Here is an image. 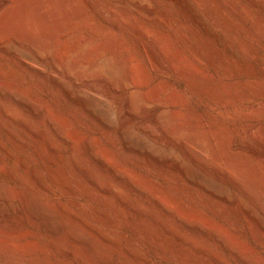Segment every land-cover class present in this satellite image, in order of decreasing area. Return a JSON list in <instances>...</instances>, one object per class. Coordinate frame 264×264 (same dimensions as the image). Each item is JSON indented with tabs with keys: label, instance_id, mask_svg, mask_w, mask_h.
<instances>
[{
	"label": "rangeland",
	"instance_id": "374dc122",
	"mask_svg": "<svg viewBox=\"0 0 264 264\" xmlns=\"http://www.w3.org/2000/svg\"><path fill=\"white\" fill-rule=\"evenodd\" d=\"M139 1L145 10H151L153 14L148 15L144 10L136 11L126 3L116 29L111 25L113 22L117 23L116 14L121 12L117 4H111L113 13L103 17L110 24L104 23L94 11L95 8L85 0H8L0 9V46L6 50L14 51V43L17 41L22 45L23 51L31 53L36 42L44 43L49 35L55 36V42L52 41L55 44L43 51V63L33 58L25 60L28 68L44 76L42 81L29 76L9 58L0 57V213L2 211L8 216V220L0 218V264H91L94 261L96 264L94 247L86 245L88 242L80 247L70 241L66 233L68 227L64 224L66 221L75 224L85 239L91 242L104 240L108 247L105 256L107 264H240L237 259L239 255L250 264H264V239L253 238L236 213L211 201L201 189L187 187L164 165H153L148 160L141 161L121 152L114 138V132L117 131L114 125L118 124L119 105L132 95L116 94L105 88H102L104 91L100 88L97 92L88 89L83 92L66 84L75 97L89 93L88 96L101 108L103 119L112 128L111 133H105L63 100L51 86L53 79L61 80V77L53 72L52 59L48 53L51 51L52 54L60 55L63 47H67L68 53L65 56L70 57L60 55L61 61L57 62V65L63 62L66 66L67 59L74 56V46L83 38L90 39V52L87 51L86 61L94 58L96 48L101 49L112 63L128 59L124 66L131 67L135 72L133 79L137 80L134 79L133 82L137 84L138 81V98L142 100L141 108L139 106L137 109L140 111L136 110L134 118L127 121V127L135 138L152 146L145 132L148 129H151L150 132L155 131L152 132L159 136L160 139L155 135L162 146L171 144L174 153H171V156L174 155L172 159L179 157V162L185 161L183 164H188V172L196 176L199 184L211 186L215 183L223 186L217 187L218 190L216 187H204L206 191L217 190L219 193L221 189L220 193L226 192L224 195L229 197L237 195L238 198L241 197V202L248 205L256 204L257 201L264 203V144L252 138L253 133L264 142V80L259 77L261 72L264 73V0H255L256 4L249 0H226L231 1V7L234 6L233 10L237 11L233 14L223 11L219 0H203L204 3L201 0V5H195L191 0ZM84 22L98 30L96 38L90 37L85 30L75 31V27ZM137 28L151 36H157L159 45L150 44ZM183 34L187 36V41L181 37ZM214 36H219V40L225 43L242 41L241 43L257 46L263 62L255 70L258 73L257 85L255 88L253 85L248 86L249 90H246L248 101L237 103L232 110H224L219 106L212 97L213 89L224 84V90L242 96L244 85L239 80L243 82L253 78L248 77L246 69L230 60L227 54L221 55L223 52L219 53L221 58L213 56L216 61L214 65L195 54L197 48L212 43ZM111 45L117 50L115 53L109 51ZM180 64L186 68H194L195 71L198 69L200 74L197 71V74L179 71L177 69ZM64 66L60 65L68 75L69 70ZM228 75L234 77V81L242 87L236 82L227 81ZM256 93L259 97L254 96ZM143 97L155 100L154 102L161 99L163 104H174L166 113L167 126L170 125L167 129L173 131L176 127L174 131H177L182 123L188 124L189 133L199 136L202 144H208V155L217 149L224 137L238 143L243 137L240 142L243 144L246 141L242 146L244 154L242 152L240 159L228 163L222 159H218L219 164L218 160L212 161V164L209 162L211 166L207 164L208 167L206 164L192 163L182 146L170 142L162 131L158 130V133L157 129L147 125L148 118L154 115L151 111L154 102L143 100ZM15 98L24 99L28 108L24 110L18 107L14 103ZM146 104H151L150 108ZM32 112H36V116ZM4 115L29 127L36 136L41 137V141L25 137L15 127L8 125ZM49 120H52V127L48 125ZM49 146L54 148V152L50 151ZM229 164L233 168L241 166L243 173L249 177H257L256 187L252 189L259 196H253V191H248L249 187L247 189L235 185L233 179L224 172ZM76 167L81 171L78 172ZM96 187L108 188L111 195L105 197ZM133 187H139L143 192L138 193ZM154 194L157 200L164 202V206L166 202L172 211L165 206L168 213H164L151 199ZM119 198L143 214H150L157 221L155 224H158L155 225L148 219L132 217L117 204ZM26 202L43 203L49 207L52 212V222L49 223L58 228L59 236L64 239L63 246L56 245L29 217ZM261 212L258 208L257 216L264 221ZM185 222L196 228L201 226V233L185 229L180 224ZM164 229L168 230L169 236ZM218 238H223L225 247L218 242ZM193 246H199L203 255L196 256ZM14 250L23 254L18 256Z\"/></svg>",
	"mask_w": 264,
	"mask_h": 264
},
{
	"label": "bare ground",
	"instance_id": "6f19581e",
	"mask_svg": "<svg viewBox=\"0 0 264 264\" xmlns=\"http://www.w3.org/2000/svg\"><path fill=\"white\" fill-rule=\"evenodd\" d=\"M88 4L92 5V7H94V11H96L98 14V16L103 20L104 23H109V21L103 17L110 15L112 12L111 9V4H117L120 6L121 8V12L119 13H114L116 14V20L117 23L113 22L111 27L116 29L118 27V24L121 21L122 15L124 14V8L123 6L126 3H129L132 8L136 11H146L148 15H152L153 12L151 10H145L143 8V5H141L142 3L139 0H85ZM193 3H195V5L199 4L201 2V0H191ZM203 1V0H202ZM260 1V0H259ZM61 2V1H60ZM162 2V1H161ZM221 8L223 9V11H229L233 12L235 10H233V7H231L230 3L231 1H226V0H219ZM249 2L256 4L257 2L255 0H249ZM8 3V0H0V9L5 6ZM70 3V2H69ZM204 3V1H203ZM38 4V3H37ZM65 4V3H64ZM219 4V3H218ZM232 4V2H231ZM42 5V4H41ZM201 5V3H200ZM61 6H63V3L61 4ZM70 6V5H69ZM183 6V5H182ZM262 6V5H261ZM200 7V6H199ZM91 8V7H90ZM92 9V8H91ZM37 11V10H36ZM192 11V10H191ZM237 12V11H235ZM13 13V12H12ZM62 13V12H61ZM44 14V13H43ZM141 14V13H140ZM237 14V13H236ZM234 14V15H236ZM164 15V14H163ZM13 16V14H12ZM84 16V15H83ZM87 16V14L85 15ZM250 16V15H249ZM43 17V16H42ZM81 17V16H80ZM124 17V16H123ZM134 19V18H133ZM153 19V18H152ZM192 19V18H191ZM156 20V19H155ZM258 20V19H257ZM115 21V20H114ZM163 21V20H162ZM165 21V20H164ZM212 21V20H211ZM214 21V20H213ZM139 22V21H138ZM107 23V24H108ZM110 24V23H109ZM125 24V23H124ZM127 24V23H126ZM130 24V23H129ZM142 24V23H141ZM175 24V23H174ZM256 24V23H255ZM122 25V24H121ZM135 25V24H134ZM137 25V24H136ZM180 25V24H179ZM257 25V24H256ZM76 26V25H75ZM78 26V25H77ZM75 27V31L78 30H85L89 33L90 37L92 38H96L98 36V30L92 26L91 24L84 22L79 24L78 27ZM124 26V25H123ZM128 26V25H127ZM175 26V25H174ZM107 27V26H106ZM73 29V30H74ZM138 29V28H137ZM202 29V28H201ZM139 33L142 34L143 38H146V40H148V42H150V44L152 43L153 45H159L158 44V39L156 37H154L153 35L151 36V34L149 35V33H145L143 31H141V28L138 29ZM206 30V29H205ZM155 31V30H154ZM208 31V30H207ZM137 32V33H138ZM206 32V31H205ZM209 32V31H208ZM76 33V32H75ZM138 33V34H139ZM157 33V32H156ZM213 35V33H211ZM216 34V33H215ZM205 35V34H204ZM208 35V34H207ZM218 35V34H216ZM74 36V35H73ZM220 36V35H219ZM218 36V37H219ZM181 37L183 38L184 41H187V36L186 35H181ZM212 37V36H211ZM218 37H213V42L210 44H205V46H201L199 48H197L194 52L198 57H201L202 59H206V61L208 60L211 65H214V63L216 62L215 60H213V56H217L218 58H221V55H226L228 56V58L230 60H232L233 62L240 64L241 66H243L246 71H247V76L251 77L252 76V80L249 81H243L241 82L239 80V82L244 85V92L241 95H238L236 93H229L226 90H224L223 85L214 88L213 92H212V97L215 101H217V103L219 104L220 107H222V109L224 110H232L235 105L237 103H242V102H247L248 101V92L246 91L249 87L253 85V88H255L254 86H256V80H257V74L255 73V70L259 67V64H263L262 59L260 58L261 55H259L260 53L258 52L259 49L257 46H253V44H248V43H224L221 42L222 40H219L220 38ZM221 37V36H220ZM163 38V37H162ZM165 38V37H164ZM55 39V36L53 34L49 35L47 37V41L44 43H39L36 42L33 47H32V51L31 53H27L25 51L22 50V45L20 43H18L17 41L14 43V51H9L6 50V48L4 49L3 47L0 46V57H7L10 60H12L13 63L16 64L17 67L21 68L22 70H24L29 76L35 77L36 79H38L39 81L44 80V76L40 73H37L36 71L28 68L25 65V60L28 58H33V60L35 59L36 61H38L39 63H43L45 61L44 56L43 55V51L46 49H50L52 44V41ZM167 39V38H166ZM223 39V38H221ZM160 40V39H159ZM225 40V39H224ZM90 39H84L81 40L79 43H76V46H74L75 49H73V53L74 56L72 57V59H67V63L66 66H64L63 62L62 64L60 63V65L64 66L63 68L66 69V67L69 70V74H65V70L63 71L62 68L60 67V65H57L58 61H61V56H65L68 52H66V48L63 47L62 49V54L60 55H56V54H52V53H48V55H50V57H47L52 59V63H51V68L53 70V72L55 73V75L61 77V80H55L53 79L51 81V86L52 88L59 93V95L62 96L63 100H65L68 104L72 105L74 107V109H78L79 113L81 112V115L87 117L88 119H90L93 123H95V125L98 126V128L105 132V133H111L112 132V128L110 127V125L108 123L105 122V120L103 119L104 116H102L103 112L101 110V108H99L96 105V102L90 98L89 93L87 95V93H82V94H78V97H75L69 89V87L67 86L68 84L74 86V88L79 89V90H91L94 92H97L100 90V88L104 89L106 91H110L113 93H124V94H130V96L132 95V97H129L128 99L124 100L120 105H119V109L117 110V125L115 124L114 126L117 127V131L115 134V139L117 141V144L119 145L118 147L121 149V152L123 151V153H127L129 155H132V158H136V159H140L142 161V159L148 160L150 162V164L152 163L153 165H164L167 169H169L170 171H173L177 178L179 180H181L183 183L186 184L187 187H194V188H198L201 189L206 195L207 197L213 201L214 203H216L217 205H221V206H225L228 209H230L231 211H233L234 213L237 214V216H239L241 218V220L245 223L246 228L248 229L250 235L253 238H262L264 239V221H261L258 216H257V209L259 208L262 212L261 214L264 215V203L257 201L256 204H251L248 205L244 202H241L240 198H238V196H226L224 194H226V192H224V194L219 190V193L217 192V187H223L222 185L219 184H211V186H204L202 184H199V181L197 182L196 176L193 175V173H189L186 166H188V164L185 166V164H183V162L185 161H181L179 162V157H177L178 159H172L174 158V155L171 156L172 154H174L172 152L171 149V144L170 143H166V145H161L158 142L157 137L159 138V136H157V134H153V132L155 131H149L151 129H148V131H144L146 133L147 138L150 140V142L152 143V146L147 145L146 143H141L139 142L135 136L131 133V131L128 129L129 127H127V121L129 120V118H134L133 116L135 115V112L140 111L137 110L138 107L140 105H142L140 103L139 100L140 96H138L139 94V90H140V86L137 85L136 82H133V70L131 67L127 66L125 68V64L129 61L128 59H122L119 60L118 62L112 63L111 59H109L107 56H105L101 49L96 48V50L94 51V58L90 61H86L87 59V53L90 52V50L88 51V43H89ZM166 41V40H165ZM55 42V41H53ZM144 43V42H143ZM169 44V43H167ZM75 45V44H74ZM165 45V44H164ZM105 47V46H104ZM90 48V47H89ZM108 48V47H106ZM105 48V49H106ZM158 48V47H157ZM13 49V48H12ZM94 49V48H93ZM104 50V49H103ZM170 50V49H169ZM88 51V52H87ZM108 51V49H107ZM109 51H111L112 53H115V51H117L114 47V45L109 47ZM151 51V50H150ZM153 51V50H152ZM151 51V52H152ZM92 52V51H91ZM168 52V51H167ZM209 52H211V54H208ZM220 52H223V54L219 55ZM189 53V52H188ZM225 53V54H224ZM259 53V54H258ZM153 54V53H152ZM155 54V51H154ZM164 54V53H163ZM168 54V53H167ZM194 54V56H196ZM213 54V55H212ZM2 55V56H1ZM157 55V54H156ZM154 55V57L156 56ZM166 55V54H165ZM191 55V54H190ZM60 56V57H59ZM160 56V55H159ZM175 56V55H174ZM193 56V57H194ZM212 56V57H211ZM66 57V56H65ZM68 57V55H67ZM66 57V58H67ZM70 57V56H69ZM68 57V58H69ZM92 57V55H91ZM161 57V56H160ZM169 57V56H167ZM223 57V56H222ZM225 57V56H224ZM64 58V57H63ZM165 58V57H164ZM200 58V59H201ZM227 58V57H225ZM224 58V59H225ZM47 59V58H46ZM132 59V58H131ZM183 59V58H182ZM194 59V58H192ZM217 59V58H216ZM31 60V59H30ZM65 60V58H64ZM154 60V59H153ZM166 60H168L169 62L171 61V59L166 58ZM197 60V58H196ZM63 61V60H62ZM66 61V60H65ZM167 61V62H168ZM179 61V60H178ZM150 62V61H149ZM165 62V61H164ZM201 62V61H200ZM153 63V62H152ZM172 63V62H171ZM155 65V64H154ZM177 65V64H176ZM179 65V64H178ZM181 65V64H180ZM186 65V64H185ZM153 66V65H152ZM161 66V65H160ZM191 66V65H190ZM189 66V67H190ZM258 66V67H257ZM124 67V68H123ZM137 67V66H136ZM135 67V68H136ZM162 67V66H161ZM165 67V66H164ZM174 67V66H173ZM193 67V65H192ZM176 69V68H175ZM67 70V69H66ZM179 71H184V72H188V73H196L197 72L200 74L199 70L196 69V71L194 70V68H186L181 66H178ZM195 71V72H194ZM68 72V71H67ZM204 75V74H203ZM138 76V75H137ZM206 77V76H205ZM236 77V76H235ZM246 77V78H248ZM260 79L264 80V73L260 74ZM234 77L228 75L226 76V80L229 82H236L234 81ZM137 80V79H136ZM258 81V80H257ZM162 82V81H161ZM160 83V82H159ZM67 84V85H66ZM145 84V82H144ZM163 84V83H162ZM237 84V82H236ZM235 84V86H236ZM239 84V83H238ZM237 84V85H238ZM241 84H239L241 86ZM160 86V85H159ZM242 87V86H241ZM102 89V90H103ZM159 89V88H158ZM150 90V89H149ZM249 90V89H248ZM104 91V90H103ZM155 91V90H154ZM144 92V91H143ZM151 92V91H150ZM176 92V91H175ZM142 93V92H141ZM153 93V92H152ZM173 93V92H172ZM241 93V92H240ZM211 94V93H210ZM3 95V94H2ZM254 96L259 97V95L256 93L254 94ZM3 97V96H2ZM147 97V96H146ZM151 97V96H149ZM153 97V96H152ZM171 97V96H170ZM147 98L143 97V100H145ZM258 99V98H257ZM150 102H154L153 100H150L149 98L147 99ZM146 100V101H147ZM159 101L161 99H158ZM156 101L153 104V109L151 110L153 112V116L150 117V119L148 118V123L147 125L151 126L154 129H157V132L159 133L158 130H160L161 133H164L170 142H174V144L176 145H180L182 146V149L186 152L185 155L187 154L189 160L192 163H196V164H200V165H207V164H212V161L217 162L218 159H222L223 162H230V161H235L236 159H240L239 156L242 154V146L243 144L246 142H244L243 144H241L240 140L243 139L242 135H241V139H239V143L238 142H232L226 140L224 137L217 146V149L214 150V152H212V154L208 155L207 151H206V146H208V144H202V140L200 141V139H198L199 136H195L192 133H189V130L187 128V125L185 124H181L179 130L177 131H169L168 126L170 127V125L167 126V118H166V113L167 110L171 109L174 104H163L161 101ZM8 101V100H7ZM163 101H165L163 99ZM168 101V100H166ZM176 101V100H175ZM149 102V103H150ZM14 103L20 107L21 109H27L28 108V104L26 103V101L22 98H15L14 99ZM101 103V102H100ZM147 103V102H146ZM166 103V102H165ZM174 103V102H173ZM152 104V103H151ZM150 104V105H151ZM103 105V104H102ZM148 107L150 105L146 104ZM177 105V104H176ZM104 106V105H103ZM6 107V106H5ZM143 107V106H142ZM145 107V105H144ZM141 108V106H140ZM150 108V107H149ZM148 108V109H149ZM143 109V108H142ZM137 110V111H136ZM150 110V109H149ZM142 111V110H141ZM148 111V110H147ZM5 112V111H4ZM149 112V111H148ZM3 112L1 111V114ZM172 113V112H171ZM5 115H8L7 113H4ZM137 114V113H136ZM3 115V114H2ZM4 115V116H5ZM11 114H9L10 116ZM32 115L36 116V112H32ZM31 115V116H32ZM114 115V114H113ZM3 116V117H4ZM8 118L5 116L6 122L8 123V125H12L13 127H15L17 130L20 131V133H22L25 137L27 138H32L35 139L36 141H41V137L36 136L35 133L26 125H24L21 122H17V121H13V119ZM174 116V115H173ZM33 117V116H32ZM49 118L51 119V117L49 116ZM115 118V117H114ZM113 118V119H114ZM52 121V120H51ZM49 120L48 125L49 126H53L52 122ZM90 121V122H91ZM147 121V119H146ZM23 122V121H22ZM173 123V122H172ZM47 124V123H46ZM129 124V123H128ZM171 124V123H170ZM6 125V126H8ZM130 125V124H129ZM195 125V124H194ZM112 126V125H111ZM143 126V125H142ZM146 126V125H144ZM148 126V127H149ZM179 126V125H177ZM96 127V126H95ZM196 127V126H195ZM263 127V126H262ZM97 128V127H96ZM115 128V127H114ZM178 128V127H177ZM200 128V126H199ZM146 128H144L145 130ZM190 129V128H189ZM142 130V129H141ZM172 130V129H171ZM194 129H192L193 132ZM57 131V130H56ZM99 131V130H98ZM191 131V129H190ZM197 131V128H196ZM215 131V130H214ZM250 132V131H249ZM248 132V133H249ZM253 132V131H252ZM260 132V131H259ZM57 133V132H56ZM101 133V132H100ZM201 133V132H200ZM215 133V132H214ZM217 133V132H216ZM256 133V132H255ZM12 134V133H11ZM205 134V133H204ZM213 134V132H212ZM246 134V133H245ZM243 134V135H245ZM22 135V136H23ZM110 135V134H109ZM157 137H156V136ZM216 135V134H215ZM251 135V134H250ZM263 135V134H262ZM260 135V136H262ZM56 136V135H55ZM114 136V135H113ZM166 136H164L166 138ZM247 136V135H245ZM24 137V138H25ZM202 137V136H201ZM259 137V136H258ZM263 137V136H262ZM20 138V137H19ZM57 138V137H56ZM69 138V137H68ZM67 138V139H68ZM110 138V136H109ZM252 138L255 140H257V142L263 143L261 138H257L256 134L252 133ZM61 139V137H60ZM160 139V138H159ZM162 139V138H161ZM167 139V138H166ZM202 139V138H201ZM206 139V138H205ZM252 139V140H253ZM23 140V139H22ZM88 140V139H87ZM163 140V139H162ZM32 141V140H31ZM68 141V140H66ZM72 141V140H71ZM165 141V140H164ZM162 141V142H164ZM64 142V141H63ZM73 142V141H72ZM109 142V141H108ZM68 143V142H66ZM65 143V144H66ZM208 143V142H206ZM42 144V143H41ZM51 144V143H50ZM173 144V145H174ZM256 144V142H255ZM69 145V144H68ZM245 145V144H244ZM247 145V144H246ZM259 145V144H256ZM85 146V145H84ZM175 147V145H174ZM178 147V146H177ZM248 147V146H247ZM250 147V146H249ZM90 148V146H89ZM176 148V147H175ZM50 151L54 152V148H52L51 146H49ZM179 149V148H178ZM181 149V150H182ZM248 149V148H247ZM250 149V148H249ZM92 151V150H91ZM250 151V150H249ZM246 152V151H245ZM172 153V154H171ZM244 154V152H243ZM177 156V155H175ZM186 156V157H187ZM248 156V155H247ZM130 157V156H129ZM127 158V157H126ZM247 159V158H246ZM249 160V158H248ZM210 162V163H209ZM219 160H218V164H219ZM222 162V161H221ZM252 162V161H251ZM249 163V162H248ZM195 164V165H196ZM210 164V166H211ZM257 164V163H256ZM215 164L213 163V166ZM227 165V164H226ZM162 166V167H164ZM237 166V165H236ZM164 167V168H165ZM208 167V165H207ZM218 167V166H217ZM223 167V166H221ZM227 170L224 171L225 174L227 176H229L231 179H233L235 185L239 186V187H247V189L250 188V190H248L249 192L253 191L252 187H256L255 185V181H257V177H249L247 175H245L241 169V166H237L236 168H233L230 166V164L228 165V167H226ZM77 169V167H76ZM166 169V170H167ZM189 169V168H188ZM220 169V168H219ZM218 169V170H219ZM78 172L81 171V169H77ZM217 170V169H216ZM223 171V169H221ZM190 171V170H189ZM193 171V170H192ZM210 171V170H209ZM82 173V172H81ZM221 174V172H219ZM197 175V174H196ZM122 176V175H121ZM199 178V177H198ZM228 179V177H227ZM202 180V179H201ZM204 180V179H203ZM230 180V179H229ZM232 181V182H233ZM207 184V183H206ZM209 185V184H208ZM234 185V184H233ZM234 185V186H235ZM262 186V185H261ZM258 186V187H261ZM203 187V188H201ZM204 187H216L215 191H206ZM249 187V188H248ZM264 187V185H263ZM97 190L104 195L105 197H109L111 195V191L108 188L105 187H96ZM114 188V187H113ZM135 188V187H133ZM144 188V187H143ZM160 189V188H159ZM207 189V188H206ZM210 189V188H208ZM252 189V190H251ZM142 189L139 187L135 188V191L139 193L143 192L141 191ZM155 190V189H154ZM117 192V190H114ZM120 191V190H119ZM134 191V190H133ZM147 191V190H146ZM163 191V190H162ZM223 191V190H222ZM225 191V190H224ZM232 191V190H231ZM244 191V190H243ZM247 191V190H246ZM256 191H258L256 189ZM255 191H253L254 193ZM253 193L251 195H253ZM117 194V193H116ZM168 194V193H167ZM231 194V193H230ZM233 194V195H234ZM153 195V194H152ZM162 195V194H161ZM229 195V194H228ZM249 195V193H248ZM116 196V195H115ZM156 195L154 194V197L152 196L151 199H153V202L157 205L160 206V208L162 209V211L164 213H168L167 212V204L165 202V206H167L165 208V206L163 205L164 202H160V199L157 200V198L155 197ZM169 196V195H168ZM255 197L259 196L257 195V193L254 195ZM122 197V196H121ZM237 197V198H236ZM249 197V196H248ZM129 199L131 197H128ZM254 198V197H252ZM125 199V198H124ZM164 199V198H163ZM173 199V198H172ZM180 199V198H179ZM188 200V199H187ZM253 200V199H252ZM251 200V201H252ZM256 200V199H255ZM254 200V201H255ZM137 201V200H136ZM163 201V200H162ZM243 201V199H242ZM38 202V201H37ZM116 202V200H115ZM136 203V202H135ZM182 203V202H181ZM244 203V204H243ZM255 203V202H254ZM117 204L119 206H121L123 209H125L127 211V213H129L132 217H137L140 219H148V221L150 220L151 222H153V224H155L157 221L149 214H143L142 212H140L138 209H135V207L131 206L129 203H127L126 201L124 202L122 199L120 200L117 199ZM176 204V203H174ZM179 204V203H178ZM190 204V203H189ZM246 204V205H245ZM26 205V209H27V214L29 215V217L37 224V226L44 232L46 233V235H48V237L56 244L59 246H63L64 244V239H62L61 236H59V232H58V228L53 225L50 224L52 221L50 219V209L49 207H47L46 205H44L43 203H34V204H29V203H25ZM136 205V204H135ZM139 206V205H138ZM170 206V205H169ZM173 206V205H172ZM182 206V205H181ZM188 206V205H185ZM184 206V207H185ZM25 207V206H24ZM141 207V206H140ZM137 208V207H136ZM145 208V207H144ZM169 208V207H168ZM147 209V208H146ZM170 209V208H169ZM172 209V208H171ZM170 209V210H171ZM175 209V208H174ZM150 210V209H149ZM169 210V211H170ZM197 210V209H196ZM172 211V210H171ZM182 213L184 212L183 210ZM210 211V210H209ZM259 211V210H258ZM192 212V211H191ZM196 212V211H195ZM198 212V211H197ZM260 212V211H259ZM179 213V212H177ZM189 213V212H188ZM194 213V212H193ZM174 214V213H173ZM191 214V213H190ZM184 215V214H183ZM200 215V214H199ZM194 216V215H192ZM204 216V215H203ZM44 217H46V219H44ZM196 217V216H195ZM0 218L2 220H8V216H6L2 211L0 213ZM186 218V216H185ZM201 219V218H200ZM210 219V218H209ZM184 220V219H183ZM198 220V219H197ZM207 220V219H206ZM159 221V220H158ZM50 222V223H49ZM185 223H180L181 226L185 227V229H189V230H193L196 233H199L200 230L199 226H197L198 228L194 227V226H190L188 224ZM208 223V222H207ZM212 223V222H211ZM67 227H68V231L67 236L69 237L70 241L77 245V246H82L85 245V243H90V244H86V245H90L91 247H94V252L96 254L95 260L97 261L96 264H107L106 263V259L105 256L107 254V246L104 242V240L100 239V242H94V241H89L87 238L85 239L80 231V229L73 224L71 221H66L64 223ZM158 224V223H157ZM155 224V225H157ZM167 224V223H166ZM191 224V223H190ZM206 224V223H205ZM218 224V223H217ZM161 225V223H160ZM209 225V224H208ZM212 225V224H211ZM170 226V224H169ZM172 226V225H171ZM205 226V225H204ZM210 226V225H209ZM161 226H159L160 228ZM194 227V228H191ZM223 227V226H222ZM169 228V227H168ZM202 228V227H201ZM219 228V227H217ZM166 231V229H164ZM202 230V229H201ZM211 230V228H210ZM222 230V229H221ZM162 231V230H161ZM213 231V230H212ZM150 232V231H149ZM178 232V231H177ZM225 232V231H224ZM227 232V231H226ZM166 235L168 234V230L165 232ZM164 233V235H165ZM171 233V232H170ZM201 233V232H200ZM217 233V231H216ZM228 234V233H227ZM154 235V234H153ZM171 235V234H170ZM180 235V234H179ZM169 236V235H167ZM200 236V235H199ZM217 236V235H216ZM229 236V235H228ZM232 236V235H231ZM209 237V236H208ZM221 238V237H220ZM231 238V237H230ZM189 239V238H186ZM223 239V238H222ZM218 238V242L223 246V240ZM177 241V240H176ZM215 241V240H214ZM237 241V240H235ZM185 242V241H184ZM217 242V241H216ZM229 242V241H228ZM187 243V242H186ZM243 243V242H242ZM237 245V244H236ZM187 246V245H186ZM14 247V246H13ZM189 247V246H188ZM199 247V246H198ZM198 247H192V250H194L196 252V256L198 255H203V251H201ZM234 248V247H233ZM237 248V247H236ZM245 248V244L244 247ZM20 249V248H18ZM232 249V248H231ZM209 250V249H208ZM224 250V249H223ZM228 250V249H227ZM247 250V249H246ZM16 254L22 255L23 253L17 250ZM164 251V250H163ZM233 251V250H232ZM212 252V251H211ZM76 253V252H75ZM244 253V252H243ZM210 254V253H209ZM230 254V253H229ZM235 254V253H234ZM73 255V254H72ZM132 256V254H129ZM170 255V254H169ZM217 255V254H216ZM250 255V254H249ZM90 256V255H89ZM92 256V255H91ZM186 256V255H185ZM236 256H238L236 254ZM235 256V257H236ZM77 257V256H75ZM79 257V256H78ZM200 257V256H199ZM198 257V258H199ZM216 257V256H215ZM221 257V256H220ZM203 258V257H202ZM213 258V257H212ZM204 259V258H203ZM238 261L240 264H250L246 258L244 259V257H240V255L237 257ZM236 259V260H237ZM263 259V257H262ZM213 260V259H212ZM220 260V259H219ZM223 260V259H222ZM95 262V261H94ZM94 262H92L94 264ZM213 262V261H212ZM225 262V261H224ZM223 262V263H224ZM91 263V264H92ZM220 263V262H219ZM262 263V262H261ZM124 264H131L129 262H126Z\"/></svg>",
	"mask_w": 264,
	"mask_h": 264
}]
</instances>
